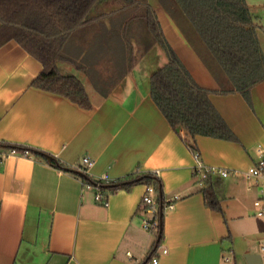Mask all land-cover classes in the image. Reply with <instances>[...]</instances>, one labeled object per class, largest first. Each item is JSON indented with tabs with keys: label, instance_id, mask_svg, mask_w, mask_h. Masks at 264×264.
I'll list each match as a JSON object with an SVG mask.
<instances>
[{
	"label": "crops",
	"instance_id": "crops-1",
	"mask_svg": "<svg viewBox=\"0 0 264 264\" xmlns=\"http://www.w3.org/2000/svg\"><path fill=\"white\" fill-rule=\"evenodd\" d=\"M149 4L171 46L197 83L212 92L213 105L238 139H195L204 166L230 171L227 178H214L221 189L220 210L208 207L197 184L189 135L175 132L151 97L150 78L168 62L161 46H153L109 96L87 91L93 107L84 109L35 88L43 65L10 41L0 46V144L49 154L70 168L88 157L95 163L88 176L95 180L105 174L116 182L136 171L153 173L166 204L176 196L181 200L173 210L165 205L159 240L143 227L150 216L143 203L145 184L107 190L106 206L80 178L41 156H12L0 148V264H148L152 257H159V264H264V217L256 216L254 206L264 199V180L248 174L264 160V82L252 89L250 102L240 94H220L219 82L184 35L180 12L162 0ZM99 9L93 15H112ZM98 37L95 32L90 40L69 41L67 54L83 69L61 62V73L87 74L95 85L92 73L106 68L115 73L114 66H123L111 54L113 43L97 58Z\"/></svg>",
	"mask_w": 264,
	"mask_h": 264
},
{
	"label": "trees",
	"instance_id": "trees-1",
	"mask_svg": "<svg viewBox=\"0 0 264 264\" xmlns=\"http://www.w3.org/2000/svg\"><path fill=\"white\" fill-rule=\"evenodd\" d=\"M162 1L166 5L167 0ZM100 2L0 0V46L16 41L40 61L43 71L32 84L35 88L65 97L84 109H92L91 99L82 81L74 75L62 74L58 67L59 63L64 62L79 70L83 69L81 63L68 56L69 41L77 38L90 40L96 32L99 33L98 39L94 41L98 43L97 49H94L97 58L105 56L110 43L116 44L111 53H116L115 59L119 57L118 52L123 55L122 60H117L125 62L120 75L116 72L112 77L95 80L96 89L103 97L114 91L153 46L160 45L168 62L150 78L151 97L172 129L178 134L185 131L189 135V141L186 142L195 155H200L195 142L197 136L238 142L213 105L210 99L212 92L197 83L171 46L149 0H128V6L115 14L92 16ZM170 2L185 20L186 26H182L184 35L219 82V93L240 94L250 102L252 89L264 82V52L258 37L259 30L264 27L252 14L247 0ZM107 19L111 24L110 30L107 29ZM0 148L25 150L21 146L6 144H0ZM29 150L51 166L77 176L84 184L99 186L103 193L107 190H129L137 184L154 187L157 191L155 200L158 212L153 232L162 240L166 203L157 175L136 171L126 180L103 182L65 166L49 154ZM194 173L208 207L214 211L220 210L221 189L214 183L217 175L208 174L203 178L199 171L195 170Z\"/></svg>",
	"mask_w": 264,
	"mask_h": 264
},
{
	"label": "built area",
	"instance_id": "built-area-1",
	"mask_svg": "<svg viewBox=\"0 0 264 264\" xmlns=\"http://www.w3.org/2000/svg\"><path fill=\"white\" fill-rule=\"evenodd\" d=\"M8 154L12 155V156H21V157H27V158L31 157V152L28 148H25V150H22V151L18 150L16 148H10V149H8ZM2 155H4V154L0 153V161L2 160V157H3ZM195 156H196V159L198 161V165L196 166V170L201 173L203 178L208 176V174L219 175L223 178L229 177V175H230L229 170L221 169V168L206 167L202 163V161L200 159V155L197 154ZM94 165H95V163L90 158L84 157L81 161V164L79 166H74L73 169L75 171L81 173V174L89 175L88 172L94 167ZM248 174L252 177L264 180V160L261 161L258 165L252 167L249 170ZM99 181L110 182L111 178L108 174H105L101 177V179ZM84 189L95 191L96 192L95 193L96 201L101 203V204H104L106 206L108 205L107 202L105 201V196H104V194L101 191L99 186L92 185L89 183H85ZM156 195H157L156 189L154 187L148 186L146 189V194H145L144 199H143V203L148 208L150 216L144 220L143 227L146 231H149V232H152L155 225L157 224L156 216H157V212H158V206H157L156 200H155ZM180 200H181V196L174 197L172 200H170L166 204L165 209L173 210L175 208L177 202H179ZM254 206L256 208V216L260 217V218L264 217V199L257 200L254 203ZM261 250H262V253L264 254V244L262 245ZM163 253L167 254V251H164ZM128 255L131 256V254H128ZM159 263H160L159 257H152L148 264H159Z\"/></svg>",
	"mask_w": 264,
	"mask_h": 264
},
{
	"label": "rangeland",
	"instance_id": "rangeland-1",
	"mask_svg": "<svg viewBox=\"0 0 264 264\" xmlns=\"http://www.w3.org/2000/svg\"><path fill=\"white\" fill-rule=\"evenodd\" d=\"M103 3H104V5H103ZM165 3L167 4V6H172L175 8L174 4L171 3L170 0H167V2L165 1ZM247 3L250 7L252 14L258 18L259 25L264 27V0H247ZM105 4H107V5L105 6ZM128 4H129L128 0H103L102 3H100L98 5L96 10L97 9L100 10L99 8H103V10L110 11V12H112V14H115V13L119 12L121 9L128 6ZM101 5H103V7H101ZM92 16H95V15L92 14ZM258 37L260 40L262 50L264 52V28L259 30ZM158 46H160V45H158ZM114 48H116L115 43H114ZM116 51H118V49H116ZM162 52H163V49H162ZM69 53H70V55L75 56V53L71 54L70 50H69ZM115 54L116 53L114 52V55ZM118 56L119 57L115 59L116 61L123 59V55H121L120 52H118ZM124 67H125L124 65L121 66V64H120L118 66H114L112 69L115 71V73L117 72V74L120 75L123 72ZM107 69L108 68L104 69L103 70L104 72L101 71L100 73H95V74L92 73L91 75H92L93 79L94 80L100 79V77L101 78H109V77H112L115 75V73H113V71H110V69H108V70ZM77 76L82 80L87 91H89L92 95H95L96 88H95V85L92 82V80H90L89 76L87 74H79V73L77 74Z\"/></svg>",
	"mask_w": 264,
	"mask_h": 264
}]
</instances>
